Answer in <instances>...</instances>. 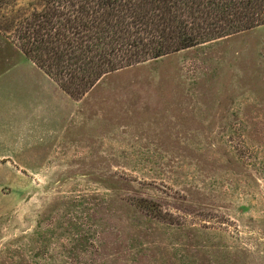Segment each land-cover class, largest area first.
Segmentation results:
<instances>
[{"label":"rangeland","instance_id":"rangeland-1","mask_svg":"<svg viewBox=\"0 0 264 264\" xmlns=\"http://www.w3.org/2000/svg\"><path fill=\"white\" fill-rule=\"evenodd\" d=\"M39 2L0 0V264H264V24L67 92L18 47Z\"/></svg>","mask_w":264,"mask_h":264},{"label":"trees","instance_id":"trees-1","mask_svg":"<svg viewBox=\"0 0 264 264\" xmlns=\"http://www.w3.org/2000/svg\"><path fill=\"white\" fill-rule=\"evenodd\" d=\"M39 1L16 28L18 47L67 92L64 78L87 76L89 69L96 80L205 39L264 24V0ZM211 11L218 15L210 23L206 17Z\"/></svg>","mask_w":264,"mask_h":264},{"label":"crops","instance_id":"crops-1","mask_svg":"<svg viewBox=\"0 0 264 264\" xmlns=\"http://www.w3.org/2000/svg\"><path fill=\"white\" fill-rule=\"evenodd\" d=\"M0 140H5V137L0 134ZM2 143L0 142V145ZM3 150L2 152H0V160H3V161H9V160H13L12 156L4 149L5 145L3 144Z\"/></svg>","mask_w":264,"mask_h":264}]
</instances>
